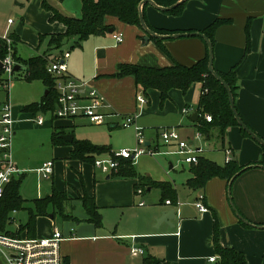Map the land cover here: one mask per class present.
Masks as SVG:
<instances>
[{"label": "crops", "instance_id": "crops-1", "mask_svg": "<svg viewBox=\"0 0 264 264\" xmlns=\"http://www.w3.org/2000/svg\"><path fill=\"white\" fill-rule=\"evenodd\" d=\"M79 1L82 15V2ZM47 3L63 15L76 18L81 16L78 8L76 15V11L64 6L59 0H47ZM15 4L21 10V20L16 25L13 22L11 34L18 36V42L25 41L36 50L37 40L41 41V36L42 40L47 38L49 51L50 35L64 32L65 26L50 20L52 13L44 9L43 0H15ZM144 16L147 24L174 33L201 32L217 18L231 20L216 30L214 68L223 73L236 68L240 84L236 109L249 127L264 138V0H186L184 9L177 15L148 4ZM107 23L112 25L113 31L101 36H91L100 37L94 40H89V37L84 41H90L89 48L82 45L78 49L73 48L72 53L67 50L70 53L66 60L67 77L89 81L112 104L113 109L108 110L110 112H140L137 125L144 130L149 143L147 146L159 153L141 155L133 165L137 172L153 181L170 182L178 192V202L169 204V199L162 201L161 189L155 185L136 188L137 178L116 177L111 175L114 173H104L100 169L103 176L98 177V168L94 163L71 157L74 146L53 143L56 146L53 149L57 154L56 160H48L54 162L52 177L45 178L39 170L47 161L36 168L40 184L45 180L52 182L44 188L43 193L35 195L33 199L50 195L54 188L64 191L69 197L66 212L75 219H64L60 215L40 216L37 219L36 237H48L54 230H60L64 237L61 252L69 264H143L144 258L149 255L165 259L169 264H217L219 256L216 255L213 241L216 216L222 245L243 252L248 264H264V165L253 164L261 158L263 147L245 137L239 126L227 130L224 146L218 139L207 140L203 135L199 139L196 137L200 133L196 125L198 114L197 117L195 114L203 91L202 82L192 84L185 92L173 88L169 98L162 103L159 90L145 91L142 86L137 85L133 75L113 76L117 73L119 64L163 68L177 62L192 66L206 56L207 42L199 36L161 39V42L150 37L146 41L147 33L138 26L123 23L115 17H108ZM248 24L250 47L247 51ZM113 32L122 33L124 41L117 43L112 37ZM18 42L15 44V51L17 57L23 60L47 52L32 53L28 58H22L18 54ZM50 52L53 61L66 51ZM44 87L46 90L43 97L47 91L45 84ZM139 92L149 99L148 105H144L141 111L137 102ZM28 100L36 102L33 98ZM13 106L17 119L15 135L22 136L30 124V113L36 114L28 111L20 113L21 106L18 105V109L16 105ZM185 108L189 112H183ZM122 121L121 116L109 117L105 123L100 124L91 123L83 117L52 118L43 125L36 122V127L51 131L52 136L53 131L58 129L63 134H72L73 140L77 139V142L87 141L108 149L96 152L94 157L97 159L110 156L115 149L127 148L126 142L117 141L115 131L124 128ZM171 128L176 129L190 146H203L204 151L200 157L214 161L219 166L227 163L226 150L231 148L241 166H254L247 168L233 181L229 193V182L217 176L211 178L202 189L189 188L186 182L192 176V164L185 163L189 172H182L181 186L189 199L183 201L180 196L185 197V193L179 192L177 180L169 170L175 165L170 163L168 168L167 159L162 157L177 155L173 153L176 144L165 145L160 134L161 129ZM131 129L136 136L135 128ZM190 129L196 131L193 141L189 136L184 137L190 133ZM211 142L213 148L207 146ZM59 161L64 174L58 177L56 167ZM14 163L21 169L19 175L25 177L30 172L26 171L29 168L24 158L16 155ZM179 163L184 162L179 160ZM87 167L89 168L86 169ZM68 174L72 178H68ZM85 191L90 196H95L103 217L102 227H96L87 221L88 215L81 200ZM201 195L209 208L205 213L200 212L195 205ZM170 209L176 210V217L171 225L165 220L158 222L161 213ZM18 212H12V223L16 225L12 231L15 232L22 224H17L15 215ZM57 217L61 219V223L57 221ZM17 237H29L27 229ZM133 247L142 248L144 253H132ZM212 257L218 258L212 261ZM0 264H8L3 252H0Z\"/></svg>", "mask_w": 264, "mask_h": 264}, {"label": "trees", "instance_id": "trees-1", "mask_svg": "<svg viewBox=\"0 0 264 264\" xmlns=\"http://www.w3.org/2000/svg\"><path fill=\"white\" fill-rule=\"evenodd\" d=\"M142 0H81L82 15L78 18L63 15L54 7L43 0V7L47 11H51L52 22H60L65 26V31L50 35L49 51L42 55L31 56L27 60L17 57L14 51V59L17 63L23 65L21 74L28 81L40 79L47 87V94L40 102L31 103L24 107L25 111L45 112L51 110L52 112L57 106L58 92L56 90V76L48 71V65L53 62L50 58L51 50H58L63 45L72 41L73 46L82 47L83 41L91 36H101L108 33L112 25L107 23L108 17H115L123 23L135 25L143 29L139 18V4ZM162 6H171L178 0H155ZM185 2L180 4L175 9L168 11L171 14H179L185 7ZM148 5V4H147ZM145 5V7L147 6ZM144 7V13H145ZM230 19L217 18L208 27L201 32L204 33L215 44L216 30L223 24L230 23ZM149 27L160 34H170L174 31L158 29L150 24ZM247 25V48L250 47V36ZM15 44L19 41L16 34H11ZM154 38L157 42L161 39ZM42 41V36L41 39ZM6 53V48L0 44V59H3ZM209 52L207 50L206 56L197 61L192 66H185L175 63L173 66L155 68L145 66H132L130 64H119L118 71L113 76L124 77L126 75H133L137 85H140L144 90L157 89L160 92L161 101L164 102L169 98L170 91L173 88H178L182 91H187L192 84L202 82L203 91L199 103L196 108L198 114L196 125L198 132H200L207 140H221L222 146L225 144L226 132L230 127L239 126L234 113L230 107L227 89L224 85L214 77L208 69ZM134 67L137 69L132 70ZM218 72V71H217ZM19 71L14 73L16 76ZM222 78L228 83L234 95L235 105L238 91L240 88L236 68H231L228 72H218ZM4 70L0 69V82L6 80ZM209 114L212 117L211 121L205 118ZM247 124V123H246ZM248 125V124H247ZM249 126V125H248ZM240 127V126H239ZM241 133L244 136L249 134L240 127ZM62 131L55 129L53 131L52 141L55 145L69 144L74 146L71 157L85 162H95V153L108 151L105 147H99L90 142H77L76 139L72 143L65 142L60 135ZM159 145H157L158 147ZM156 147V148H157ZM233 158L224 166H219L216 162L207 158L200 157L198 163H193L190 166L192 176L187 180L186 185L193 189L199 190L205 187L206 183L213 177H220L226 179L228 182L232 177L242 170L244 167L240 165L235 156L234 150L231 148ZM253 164L264 165V146L261 158ZM116 177L137 178L138 183L136 188L145 187L147 185H155L161 189V200L169 199L172 203H177L178 192L173 188L170 182L161 181L156 182L147 176H143L136 171L133 161L130 159H119V170L117 173L111 174ZM24 175L14 176L9 184L4 188L3 195L0 197V232L10 236H20L23 230L27 229L29 237H36L37 235V219L40 216L60 215L64 219H75L66 212V205L69 197L66 192L53 189L50 195L42 198L31 200V204L26 206L27 199H25L20 191ZM84 209L88 215L87 221L95 224L96 227H102L103 217L96 203L95 196H90L86 191L81 196ZM26 210L27 221L25 224H20L18 230L12 231L9 226L12 223L13 211ZM214 247L216 255L219 256L217 264H248L246 255L236 250L233 247L223 246L220 240V226L218 218L214 217ZM64 264H69L68 260H64ZM143 264H169L168 261L155 256H147L143 260Z\"/></svg>", "mask_w": 264, "mask_h": 264}, {"label": "built area", "instance_id": "built-area-1", "mask_svg": "<svg viewBox=\"0 0 264 264\" xmlns=\"http://www.w3.org/2000/svg\"><path fill=\"white\" fill-rule=\"evenodd\" d=\"M14 20L8 19V24L12 25ZM7 32V31H6ZM113 39L117 43L124 41V35L119 32L112 33ZM2 45L6 48V53L1 61L7 82L4 88L9 87V81L13 77L14 66L19 64L14 59L15 42L11 32L2 36ZM70 57L69 52H64L60 57L50 63L48 71L56 76V90L58 92L57 106L52 112L53 118L74 119L83 117L91 123H105L109 117L121 116L123 118L122 126L124 128L134 127L136 130L137 143L134 148H121L118 152L106 158L95 159L94 166L104 173H116L119 170V159H130L135 162L141 155L159 153L158 150L147 146L144 130L137 125V118L140 112L119 114L112 110L113 106L108 102L98 90L91 85L89 81L77 80L67 77L68 66L66 60ZM139 110L147 104L148 100L143 93L137 94ZM183 112H189L185 108ZM208 121L212 120L209 114L205 115ZM17 119L14 116V106L11 102H5L0 105V197L3 195L4 188L9 184L14 176L21 173L13 160V138L16 132ZM37 124L43 125L45 119L42 116L37 117ZM161 138L165 145L176 144L173 151L180 157V160L187 164L198 163L204 147H192L188 142L181 138L180 133L174 129H161ZM198 139L202 134L198 133ZM233 158L232 151L226 150V161ZM45 178H51L54 173V162L47 161L39 169ZM167 203H171L170 200ZM142 205L144 203H141ZM197 209L205 213L209 210L204 202V196L201 195L195 203ZM64 240L60 230H54L48 237H14L0 232V252L7 256L8 264H64V257L61 252V242ZM132 253L143 254L142 248L133 247ZM218 257H212L215 261Z\"/></svg>", "mask_w": 264, "mask_h": 264}, {"label": "rangeland", "instance_id": "rangeland-1", "mask_svg": "<svg viewBox=\"0 0 264 264\" xmlns=\"http://www.w3.org/2000/svg\"><path fill=\"white\" fill-rule=\"evenodd\" d=\"M63 3L64 6L68 7L69 9H72L77 15V8H80V1L79 0H59ZM20 8L16 6L15 0H0V38L7 32H11L10 29L14 27L20 20H21V15H20ZM78 13L81 15V10L79 9ZM12 18V20L15 21V24L9 25L8 24V18ZM25 27H28L27 25ZM7 31V32H6ZM24 34V33H23ZM94 38H100V37H90L89 40H94ZM27 41V40H26ZM41 42V44H40ZM84 42V41H83ZM89 42H84L82 43L83 46L89 48ZM36 46H38V50L32 49L27 42H18L17 45V50L18 54L22 58H28L29 55L32 53H39V52H46L48 50V39L45 38L42 41H39V39L36 42ZM40 44V45H38ZM73 42L68 41L66 42L63 47L60 50H54L57 53H60L62 51H73ZM84 47V48H85ZM78 49V47H77ZM54 52V53H55ZM20 73H17L16 76H13L11 80L9 81L10 85L7 88H4V83L7 82V80H4V82H0V104H4L5 102H11L13 105L17 106L20 105V113H27L25 110H23L24 105L31 103L28 99L33 98L34 101H40L42 99L44 93H45V87L43 82L40 79H35L32 81H28L25 79L21 74V70L19 71ZM140 93V92H139ZM149 101V99H148ZM165 102V101H164ZM162 102V103H164ZM23 104V105H22ZM146 106L148 104H145ZM145 107V106H144ZM160 108V107H159ZM31 120H29V126L24 132L22 133L23 135H15L13 138V160L15 159L16 155L19 157L24 158V161H26V166L29 168L26 171L25 177L22 181L21 184V194L24 198H26L28 201L26 203V206L31 204V199L36 197L35 195H38L40 193L44 192V188L49 184V182H52V180H45L43 181L44 183L40 184L39 183V177L38 173L36 172V168L40 167L45 161L55 159L57 154L53 151L54 144L52 142V132L47 131V130H41L40 128L36 127V121L38 116L44 117L45 121H51L52 120V111L47 110L43 112H38L36 115H33L30 113ZM130 128L124 129L121 128L119 130H115L117 132V141L118 142H126L127 148H134L136 146V136L133 132V130ZM188 131V130H187ZM51 132V133H50ZM189 134L185 135L184 137H191V140L196 136V131L189 130ZM77 134V130H76ZM17 139V137H19ZM251 140H254L260 147H263L261 143L253 139L250 135L245 136ZM77 138V135H76ZM77 140V139H76ZM213 142L208 143L207 146L212 147ZM213 148V147H212ZM120 149H115V152H118ZM167 159V167H170V163L174 164L173 169H169L172 173V175L175 177L177 180L179 192L185 193V197L180 196V198L184 201L189 199V197L186 195L187 192L185 189H183V186H181V174L182 172L188 173V168L185 163H179L180 157L178 155L174 156H162ZM160 158V157H157ZM260 158L257 159V161ZM87 167L86 169H88ZM60 174H64L63 167L61 166L60 161L57 163L56 167V176L59 177ZM97 176H103L102 172L97 169L96 170ZM68 178H72L69 174L67 175ZM88 177H90V174L88 173ZM157 190V189H156ZM183 190V191H182ZM188 190V189H187ZM17 224L18 223H23L25 224L27 221V212L26 210H21L18 212L17 215H15ZM57 221L61 223V219L57 217ZM14 222V220H12ZM15 224L11 223L9 228L11 230H15Z\"/></svg>", "mask_w": 264, "mask_h": 264}, {"label": "water", "instance_id": "water-1", "mask_svg": "<svg viewBox=\"0 0 264 264\" xmlns=\"http://www.w3.org/2000/svg\"><path fill=\"white\" fill-rule=\"evenodd\" d=\"M186 0H178L176 3L172 4L171 6H162L160 4H158L155 0H142L139 4V18H140V23L141 26L143 28V30L147 33V36L145 37L146 41H149L150 37H155L158 39H172V38H179V37H190V36H199L205 39V41L207 42L208 45V52H209V61H208V69L209 72L216 77L217 80H219L224 87L227 89L228 92V97H229V102H230V107L234 113V116L239 124V126L241 128H243L253 139H255L256 141H258L259 143H261L264 146V138L261 137L259 134H257L253 129H251L246 122L241 118V116L239 115L237 109H236V105H235V100H234V95L232 93L231 88L229 87L228 83L222 78V76L217 72V70L214 68V46L211 42V40L202 32L200 31H193V32H177V33H171V34H160L157 33L155 31H153L149 25L147 24L146 20H145V16H144V7L147 4H150L160 10L163 11H171L173 9H175L176 7H178L180 4H182L183 2H185ZM112 30H110V32H112ZM23 65L21 64H16L14 66L13 72L12 74L20 71L23 69ZM0 69H3V62L0 59ZM137 68L134 67L133 70L135 71ZM48 92L46 91V94ZM195 117H197V113L195 114ZM194 117V119H195ZM61 138L66 141V142H72L73 141V135L72 134H63L61 135ZM149 143H147L148 145ZM254 165H249L247 167H244L242 170H240L239 172H237L232 179L229 182V193H231V186L233 184V181L243 172L245 171L247 168L249 167H253ZM240 216V215H239ZM176 217V210L175 209H170V210H165L161 213V217L158 219V222L161 220H165L166 222H168L170 225L172 223V221L175 219Z\"/></svg>", "mask_w": 264, "mask_h": 264}]
</instances>
